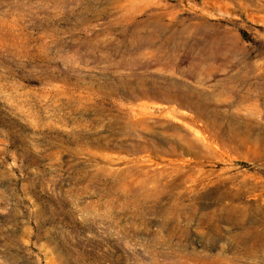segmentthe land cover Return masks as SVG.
Segmentation results:
<instances>
[{
    "label": "rangeland",
    "instance_id": "obj_1",
    "mask_svg": "<svg viewBox=\"0 0 264 264\" xmlns=\"http://www.w3.org/2000/svg\"><path fill=\"white\" fill-rule=\"evenodd\" d=\"M260 7L0 0V264H264Z\"/></svg>",
    "mask_w": 264,
    "mask_h": 264
},
{
    "label": "bare ground",
    "instance_id": "obj_2",
    "mask_svg": "<svg viewBox=\"0 0 264 264\" xmlns=\"http://www.w3.org/2000/svg\"><path fill=\"white\" fill-rule=\"evenodd\" d=\"M243 6H244V5H243ZM263 8H264V7H260L259 10H264ZM244 9H245V8H244Z\"/></svg>",
    "mask_w": 264,
    "mask_h": 264
}]
</instances>
